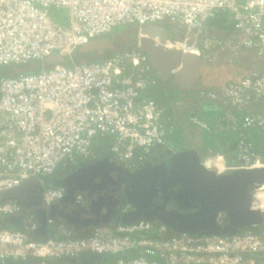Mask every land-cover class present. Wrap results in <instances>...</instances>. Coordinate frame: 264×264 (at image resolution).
<instances>
[{
	"label": "built area",
	"instance_id": "2783aa9c",
	"mask_svg": "<svg viewBox=\"0 0 264 264\" xmlns=\"http://www.w3.org/2000/svg\"><path fill=\"white\" fill-rule=\"evenodd\" d=\"M52 7L67 10L66 23L53 17ZM220 11L229 12L242 38L222 41L209 35L205 20ZM165 18L182 28L185 38L169 41L156 35L154 44L164 50L195 56L202 41L205 48L218 46L234 54L242 47L264 52V0H0V66L60 57L37 72L0 76V218L24 210L19 198L1 194L15 186L24 187L28 202L39 199L47 208L60 202L83 203L81 194H70L64 186H48L45 180L61 164L76 163L79 157L97 160L98 137L113 136L106 160L127 164L131 171L155 147L166 145L174 126L154 99L141 95L156 83L148 74L147 54L123 50L99 61L73 59L83 45L116 26H146ZM146 37L142 32L141 40ZM200 95L220 98L245 111L239 124L234 115L223 116L232 128L264 127V108L258 115L249 105L253 98L264 100V70H252L241 80L228 82L220 94L203 89ZM190 119L210 130L197 116ZM210 164L229 172L264 167V159L241 131L236 160L225 171ZM120 207L122 214L133 209L129 202ZM260 210L264 216V207ZM226 219L220 212L218 223ZM257 227L199 235L170 233L162 223L140 219L97 225L87 236L35 237L39 222L34 214L25 213L18 228L0 227V263L50 264L57 259L92 264L91 258H102L113 264H264V225Z\"/></svg>",
	"mask_w": 264,
	"mask_h": 264
},
{
	"label": "crops",
	"instance_id": "0c3cea01",
	"mask_svg": "<svg viewBox=\"0 0 264 264\" xmlns=\"http://www.w3.org/2000/svg\"><path fill=\"white\" fill-rule=\"evenodd\" d=\"M222 12L205 20L209 35H215L222 41L233 36L237 39L242 38L243 33L236 30L230 21L229 12ZM52 15L54 18L66 23V15L62 16L57 13ZM138 26L134 28L136 33L134 38L130 40L131 43L129 45L126 42H122L117 49H108L104 55L99 52L102 50L97 49L82 51L85 56L82 55L80 61L107 59L123 50H141L144 54H147L139 42H141V33L150 26H154L157 29L160 39L177 41L185 38L183 29L179 28L170 18H165L146 26L140 24ZM143 34L146 35L144 32ZM125 38L126 36L122 33L114 34L113 36L108 33L94 40L98 42L106 39L108 43L110 41L115 46ZM104 50L106 48L103 49V52ZM195 57L196 59L194 60L180 61L177 66L170 69L154 67L151 64L148 74L156 80V83L142 90L141 95L156 101L163 109L164 116L170 119L174 129L167 135L166 145L155 147L142 166L144 168H154L156 166L160 168V166L166 165L165 171L170 174V170H173L172 158L174 155L181 154L185 156L195 153L203 163H215L218 165L217 168L219 170L224 169L225 171L226 168L224 167L236 160V144L241 131L245 132L249 141L251 140L253 148L264 159V127L252 126L244 130L238 125L234 129L229 123L222 120L223 116L232 114L235 116L236 123L239 124L245 111L241 107L233 106L220 98L211 99L200 95V91L203 89L220 94L228 82L239 81L252 70L263 71L264 52L258 54L255 48L242 47L237 54H234L230 49L223 50L218 46L211 45L205 48L203 42L200 41V43H197ZM55 59H51L52 63ZM249 105L251 111L262 115L264 100L253 98ZM192 115L207 123L210 130L193 123L190 119ZM97 139H101L98 146L99 152L96 151V144L94 145L98 158L94 161L91 160V162L106 161L109 154V143L113 140V136L104 135ZM138 152L137 150L135 155ZM216 154L220 155V157L213 158L212 156ZM77 163L84 164L85 167L92 166L90 160L82 157L78 158ZM82 170L79 171L83 174L84 171ZM96 175L102 177L101 174ZM51 183L56 184V186H64L66 189L70 188L67 187L68 178L66 176L61 179L54 178ZM84 204H87L86 201L83 203L60 202L51 208H47L41 202L34 203L30 201L27 206H24L22 213L11 217H1L0 227L18 228L24 214L28 212L34 214L39 222L40 231L35 234V237H77L73 235L77 233L85 235L87 232V235H89L95 224L88 222V212L85 210ZM81 208L83 209L81 210ZM49 218L53 219L52 223L47 222ZM115 223L116 221H113L111 224L114 225ZM49 263L68 264L65 260L57 259H51Z\"/></svg>",
	"mask_w": 264,
	"mask_h": 264
},
{
	"label": "water",
	"instance_id": "95a60500",
	"mask_svg": "<svg viewBox=\"0 0 264 264\" xmlns=\"http://www.w3.org/2000/svg\"><path fill=\"white\" fill-rule=\"evenodd\" d=\"M144 30L148 37L141 40V45L154 67L170 69L177 66L180 61L196 59L195 56L183 54L178 50H164L154 44L152 39L158 35L154 26ZM107 45L106 39L98 42L92 40L83 45L80 51L103 50ZM56 60H60V57L57 56ZM181 156V154L173 156V170H170V174L165 171L166 165L160 168L157 166L144 168L141 164L135 170L128 171L130 187L126 191V200L132 204L133 209L122 214L119 204L108 206L105 211L101 213L98 211L96 217L88 218V222L97 226L110 224V218H114L116 223L123 224L140 219L150 221L157 219L174 232L199 235L232 234L241 228L263 222V212L260 209L254 210L252 199L254 190L264 184V167L220 172L203 163L195 153ZM78 172L80 171L74 173ZM75 190L73 187L68 189V192L73 194ZM23 192V186H15L3 190L1 194L17 197L24 206H27L29 202L24 198ZM154 197L164 198L165 203L154 204L152 201ZM168 201H173L176 206L168 209L166 207ZM85 210L88 213L92 212L91 209ZM220 212L226 215L227 221L224 224L217 221Z\"/></svg>",
	"mask_w": 264,
	"mask_h": 264
},
{
	"label": "rangeland",
	"instance_id": "374dc122",
	"mask_svg": "<svg viewBox=\"0 0 264 264\" xmlns=\"http://www.w3.org/2000/svg\"><path fill=\"white\" fill-rule=\"evenodd\" d=\"M51 10H52V13H57V14L62 15V16H65L67 13V10L64 8L63 9L62 8L57 9V8L52 7ZM136 26L139 27L137 23H132V24H123V25H119V26L114 27L113 30L109 33L110 35L113 36L114 34H121L122 33L126 36V38L121 40L115 46L112 45L111 42L109 41V43L106 47V50H104V52H103V50L99 51V52L104 55V53H106L108 49H112V50L117 49V47H119V45L122 42H126L129 45L131 43L130 40L132 38H134V35L136 33V31L134 30V28H136ZM94 55H96V54H94ZM41 62H42V60H40V59H34V60L24 62V63H20V64L11 63V64H8L5 66H0V76H2V75L16 76V75L21 74V73H29V72H34V71L40 70L41 66H42ZM101 161H103V160H101ZM96 163H98V162H91V160H90V164L92 166L86 167L85 169H87V170H84L83 174L82 173L80 174L79 172H78V174L74 173L75 171L84 169V167H85L84 164H80V165L77 164L79 166H76V168L73 172H70V173L64 174V175L62 174L61 176L55 177L57 179H61L64 176H66L68 178V181L70 182L67 184V187H70L68 189L75 187L76 190L73 193L75 195L78 193L82 195L83 200L86 201V203H87V204H84L85 208L87 210L91 209V211L93 212V213L92 212L88 213V218L96 217L98 211H100V213H101V211L102 212L105 211L106 207H108V206L113 207V206H116L117 204H119V206H122L128 202L126 200V191L130 186V184H129L130 183V181H129V177H130L129 175L130 174H128V171H131V170H129L125 166H123L124 167L123 169H124L125 173L127 174L126 176H127L128 180L127 179L125 180L126 177L124 179H122L121 176H120L121 177V179H120L119 172L117 171L119 169L114 167V169H112L111 172L108 171L109 176L107 177L108 180L107 179L106 180L109 181L110 183L107 185V187L106 186L102 187V188L106 189V191H107L106 196L101 198L102 201L100 200L99 203L91 202L92 198H95V195L100 188V185H98V184L101 183L102 181H104V179L106 178V177L102 178L99 175L95 176L96 173H94V171L91 169L93 167L96 170L97 167H96V165H94ZM99 164L100 165H98V168L100 166L104 167L106 165H111L110 162H107V161L101 162ZM119 166H121V165H119ZM109 167L110 166H108V168ZM81 181H83V184ZM93 183H97V184L94 185ZM125 187H128V188L126 189ZM79 188H82L81 191L78 190ZM117 192H118L119 196L116 195ZM117 196L120 197L121 201ZM104 200H107V203H106L107 205H103L102 202Z\"/></svg>",
	"mask_w": 264,
	"mask_h": 264
},
{
	"label": "flooded vegetation",
	"instance_id": "af4514ba",
	"mask_svg": "<svg viewBox=\"0 0 264 264\" xmlns=\"http://www.w3.org/2000/svg\"><path fill=\"white\" fill-rule=\"evenodd\" d=\"M147 159V158H146ZM107 161V160H106ZM105 160H103V161H100V162H98V163H96V164H94V165H96V170L92 167V169L91 170H93L94 171V173H96V174H100L101 173V175H102V178L103 177H106L105 179H104V181H100L101 183H99L98 185H100V188H99V190H98V194L96 193V195H95V198H92V200H91V202H94V203H99L100 202V200H101V198H103L104 196H106V194H107V191H106V189H104V188H102V187H104V186H106L107 187V185L110 183L109 181H107L108 179H107V177L109 176V172H111V170L112 169H114V167H116V168H118L119 170H117L118 172H119V177L121 176L122 177V179H124L125 177V180L127 179V174L125 173V171H124V167L123 166H125L126 168H129L128 167V165L127 164H124V163H110L111 165H106V166H104V167H99L98 168V165H100L99 163H101V162H106ZM108 162V161H107ZM144 163V162H143ZM119 165H121V166H119ZM108 166H110L109 168H108ZM86 168V167H85ZM83 169L82 171H84V170H87V169ZM131 170V169H130ZM109 171V172H108ZM79 173H81V172H79ZM121 177H120V179H121ZM107 179V180H106ZM128 180V179H127ZM129 180H130V178H129ZM82 182V184H83V181H81ZM94 185L95 184H97V183H93ZM130 184V183H129ZM130 187V186H129ZM126 189L128 188V187H125ZM110 190V189H109ZM128 190V189H127ZM116 195H118V192H117V194ZM119 196V195H118ZM117 196V197H118ZM119 199H120V197H118ZM144 199V198H143ZM145 200V199H144ZM102 201V200H101ZM120 201H121V199H120ZM153 203L154 204H157V205H161V204H163V203H165L164 202V198H162V197H154L153 198ZM103 205H107L106 203H107V200H104L103 202ZM101 203V204H102ZM167 208L169 209V208H173V207H175L176 206V204L173 202V201H168L167 203ZM150 208V207H149ZM113 221H115V219H113V218H110V220H109V222H113ZM155 223H160V221H158L157 219H155V220H153Z\"/></svg>",
	"mask_w": 264,
	"mask_h": 264
},
{
	"label": "trees",
	"instance_id": "16d2710c",
	"mask_svg": "<svg viewBox=\"0 0 264 264\" xmlns=\"http://www.w3.org/2000/svg\"><path fill=\"white\" fill-rule=\"evenodd\" d=\"M221 13H223L222 11H220ZM219 13V12H218ZM218 13L216 14V15H218ZM77 53H74V55H73V59L75 60V61H80L81 59H82V55H84L85 53L84 52H82V51H80V49L79 50H77L76 51ZM85 56V55H84ZM81 57V58H80ZM50 60V62H48ZM104 60V59H103ZM47 61V62H46ZM43 62V63H42ZM41 62V64H43L42 66H41V69L42 68H49V67H51L52 65H53V63H52V60L51 59H47V60H43ZM63 62H68V59L65 57L64 59H63ZM38 71V70H37ZM37 71H34V72H37ZM143 97H146V96H143ZM101 140V139H100ZM99 139H97V141H96V151L97 152H99L98 151V146H99V141H100ZM248 140H249V138H248ZM251 141V140H250ZM98 142V143H97ZM111 143V142H110ZM109 143V144H110ZM107 144V143H106ZM105 144V145H106ZM77 164H79L80 165V163H77V161H76V163H71V162H68V163H64V164H61L51 175H49V176H47L46 177V180H45V183L48 185V186H56V184H52L51 183V181L55 178V177H57V176H61L62 174L64 175V174H68V173H70V172H73L74 170H75V168H76V166H79V165H77ZM28 213V212H27ZM264 225V221H263V223L262 224H260V225H258V229H261L262 228V226ZM170 233H173L174 231H172V230H170L169 231ZM88 233V232H87ZM87 233L85 234V235H87ZM85 235H83V234H81V233H77V234H75V235H73V236H77V237H80V236H85ZM151 235H153V232H151L150 233V236ZM35 236V235H34ZM93 261H92V264H98V262H99V264H113V261L111 260V259H107V260H103L102 258H97V260L95 261V259H93V258H91ZM4 264H15L14 262H12V261H7L6 263H4Z\"/></svg>",
	"mask_w": 264,
	"mask_h": 264
},
{
	"label": "bare ground",
	"instance_id": "6f19581e",
	"mask_svg": "<svg viewBox=\"0 0 264 264\" xmlns=\"http://www.w3.org/2000/svg\"><path fill=\"white\" fill-rule=\"evenodd\" d=\"M254 192H255L254 193L255 196L253 197V200H254L253 208L254 210H258L264 207V184L260 188H256Z\"/></svg>",
	"mask_w": 264,
	"mask_h": 264
}]
</instances>
